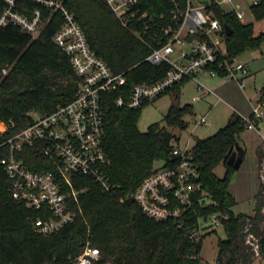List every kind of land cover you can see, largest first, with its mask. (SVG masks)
<instances>
[{"label": "trees", "instance_id": "1", "mask_svg": "<svg viewBox=\"0 0 264 264\" xmlns=\"http://www.w3.org/2000/svg\"><path fill=\"white\" fill-rule=\"evenodd\" d=\"M61 1L80 24L92 50L107 61L113 72L125 74L126 88L140 82L157 81L170 69L168 62L154 64L144 58L150 52L145 40L155 44L152 32L160 24L170 22L171 0L138 2L148 11L147 32H143V24L132 28L124 26L106 0ZM253 1L250 7L253 17L261 19L264 0ZM2 6L0 0V11ZM17 6L28 15L40 7L45 16L51 14V17L36 37L11 23L0 27V119L12 122L0 141L21 130L31 120L30 111L50 113L58 105L71 101L78 84L70 58L53 40L54 33L62 25L61 13L47 10L32 0H18ZM215 16L231 30L228 34L225 32L228 61L235 60L246 50L259 48L264 42V30L255 35L253 22H244L235 10L216 6ZM138 29L142 30L145 40L135 36L134 31ZM186 81L188 79L174 83L167 92L178 98ZM260 93L264 96V82ZM117 95L118 92L109 94L103 105V142L111 159L107 172L118 185L117 191L102 192L89 177L72 175L77 186H88L79 199L83 213L58 231L40 234L33 229L36 218L44 214L12 197L10 180L0 164V264H73V258L87 241L100 250L93 264H202L200 249L205 234L197 240L187 234L196 229L199 216L213 212L222 214L221 225L226 233V238L217 241L216 264L254 262V253L245 241L244 229L248 224L258 236V258L264 259L262 186L258 188L253 214H235L230 208L235 203L229 190L235 168L227 164V159L240 143V133L247 128L242 116L231 113L225 126L208 137L197 138L192 146L198 180L214 202L201 204L198 201L201 192L196 191L191 206L182 215L156 220L143 212L128 192L160 162L169 160L170 151L179 138L159 123H152L146 131H140L137 121L145 103L141 108L118 107L114 104ZM194 113L192 105L175 102L164 120L169 126L186 128L188 123L184 116ZM8 152L9 146H0V159ZM257 153L261 159L259 149ZM38 160L31 149H25V161L30 167L38 169L41 166ZM221 162L225 165L223 176L214 170Z\"/></svg>", "mask_w": 264, "mask_h": 264}, {"label": "built area", "instance_id": "2", "mask_svg": "<svg viewBox=\"0 0 264 264\" xmlns=\"http://www.w3.org/2000/svg\"><path fill=\"white\" fill-rule=\"evenodd\" d=\"M1 1L0 27L11 23L36 37L51 17V14L45 16L40 7L28 15L18 8V0ZM32 1L47 10L61 13L62 25L54 33L53 40L70 58L78 75V84L71 101L58 105L50 113L30 111L31 120L21 130L0 141V146H9V152L0 159V164L10 180L12 197L44 214L36 218L33 229L40 234H51L83 213L79 199L88 186H77L72 175L89 177L102 192L117 191L118 185L107 172L111 159L103 142V105L109 94L118 92L114 98L118 107L141 108L158 94L167 92L174 83L194 79L196 88L200 90L199 95L193 96L196 99L213 91L200 80L202 74L229 76L243 88L247 85L250 70L247 62L227 60L224 24L215 16L216 6L223 8V2L233 3V0H206V3L201 0H171L170 22L160 24L152 32L155 44L142 35V30L147 32L149 24L146 20L148 11L138 4L141 0H106L124 26L132 28L143 24V29L135 30L134 34L144 39L150 48L144 60L154 64L168 62L170 65L167 73L157 81L140 82L130 88H126L125 74L113 72L107 61L92 50L80 24L61 0ZM234 10L241 18L243 12ZM262 106L264 101L257 100L250 113L252 117L250 114L241 115L247 128H257L264 117ZM193 121L197 125L207 123L205 115ZM11 124L0 119V137ZM261 138L263 150L257 172L264 192V133ZM27 148L39 159L41 166L38 169L25 161ZM198 177L192 146L189 142L184 146L176 143L169 160L160 162L134 190L128 192V196L156 220L178 217L191 206L196 191L201 192L198 198L201 204L214 202L209 192L201 187ZM222 217L220 212L199 216L196 229L187 235L194 240L199 239L220 225ZM244 233L253 256H259L258 236L251 229V224L245 227ZM99 256V248L87 241L83 250L73 258V264H93Z\"/></svg>", "mask_w": 264, "mask_h": 264}, {"label": "rangeland", "instance_id": "3", "mask_svg": "<svg viewBox=\"0 0 264 264\" xmlns=\"http://www.w3.org/2000/svg\"><path fill=\"white\" fill-rule=\"evenodd\" d=\"M253 2V0H233V3L223 2L222 7L225 10H234L238 7V9H242L244 15L241 19L244 22H253L254 34L257 35L264 30V17L258 20L253 17L250 8ZM235 60L247 62L250 68V75L251 73L254 74L253 79L250 75L247 77V85L245 87H240L238 81L229 76L222 78L217 75L202 74L200 80L206 88H211L213 91L194 99V95L200 94V90L196 88L197 82L194 79L186 81L180 88L181 92L178 98L173 93L167 92L142 106L137 121L139 130L146 131L152 123H159L178 136L179 145L184 146L189 142V145L193 146L197 138L208 137L225 126L231 113L249 112L252 106L255 105L256 96L259 93L258 90L264 82V42L261 43L259 48L242 52ZM219 97L221 98L220 100ZM261 101H264V98L261 97L259 102ZM175 102L180 105L190 104L194 107V114L184 116L188 123L186 128L169 126L164 120L170 105ZM201 115L206 116L207 123L197 125L193 119L199 118ZM238 139L245 149V154L239 168L234 169L232 172L229 190L234 194L235 203L230 208L235 214H253L256 208V195L259 190V176L256 166L257 156L254 154L253 146L254 143L259 141V138L255 129L246 128L240 133ZM262 146L263 141L257 148L261 153L263 150ZM214 170L216 174L223 176L225 174V165L221 162ZM224 238H226V233L224 226L221 224L213 231L205 233L200 249V257L204 263L214 264L218 255L217 241ZM253 258L254 264H262V259L258 258V256H253Z\"/></svg>", "mask_w": 264, "mask_h": 264}, {"label": "water", "instance_id": "4", "mask_svg": "<svg viewBox=\"0 0 264 264\" xmlns=\"http://www.w3.org/2000/svg\"><path fill=\"white\" fill-rule=\"evenodd\" d=\"M201 2L206 3V0H201ZM224 28L225 32L228 34L230 33V28L227 23L224 22ZM244 159V150L243 148L237 143L235 145V149H233L227 159V164L232 165L235 169L239 168L241 165L242 161Z\"/></svg>", "mask_w": 264, "mask_h": 264}, {"label": "crops", "instance_id": "5", "mask_svg": "<svg viewBox=\"0 0 264 264\" xmlns=\"http://www.w3.org/2000/svg\"><path fill=\"white\" fill-rule=\"evenodd\" d=\"M239 8V7H238ZM238 8H236V10H239V11H242L243 12V10L242 9H238ZM243 15H244V12H243ZM243 15H242V17H243ZM250 69V68H249ZM251 77H252V79L254 78V74H252L251 73V75H250ZM261 87V86H260ZM261 97L262 98H264V96H261V93H258V95L256 96V100H255V103H256V101L257 100H261ZM215 101H216V99H215ZM253 107V106H252ZM262 110L264 111V106H262ZM251 111H252V109L249 111V112H244V113H240V115H248V114H250L251 113ZM262 120V121H261ZM260 120V122L257 124V128L255 129L256 131H257V134H258V138H259V141L258 142H256V143H254V146H253V151H254V154L257 156V162H256V166H257V171H258V163H259V161L258 160H260L259 159V155H258V153H257V148H258V145L262 142V138H261V135H262V133H264V125H262L263 123H264V117L262 118ZM239 145L242 147V145L239 143ZM243 148V147H242ZM243 150H244V154H245V149L243 148ZM231 191V190H230ZM232 193V192H231ZM233 194V193H232ZM234 195V194H233ZM262 264H263V259H262Z\"/></svg>", "mask_w": 264, "mask_h": 264}]
</instances>
